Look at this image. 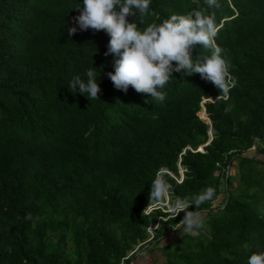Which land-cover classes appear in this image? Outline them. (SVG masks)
Returning a JSON list of instances; mask_svg holds the SVG:
<instances>
[{
    "label": "trees",
    "instance_id": "trees-1",
    "mask_svg": "<svg viewBox=\"0 0 264 264\" xmlns=\"http://www.w3.org/2000/svg\"><path fill=\"white\" fill-rule=\"evenodd\" d=\"M220 3L152 0L143 23L211 11L235 81L227 98L173 72L153 102L114 88L103 30L68 36L79 0H0V264H134L157 250L152 264H264V0ZM93 65L99 98L69 91ZM157 175L173 213L165 196L150 202ZM185 215L200 228L180 234Z\"/></svg>",
    "mask_w": 264,
    "mask_h": 264
},
{
    "label": "clouds",
    "instance_id": "clouds-1",
    "mask_svg": "<svg viewBox=\"0 0 264 264\" xmlns=\"http://www.w3.org/2000/svg\"><path fill=\"white\" fill-rule=\"evenodd\" d=\"M151 2L152 0H79V6L73 8L79 10V14L74 18L75 25L68 27V36L71 37L78 30H103L109 37L104 55H114V71H109L106 75L118 90L127 92L131 86L137 93L148 94L153 102H163L166 98L164 88L174 78L173 72L186 76L198 73L227 98L228 82L234 84L235 81L229 75L230 65L226 55L214 43L218 29L213 13L209 11L205 14L194 9L188 14H172L159 23L144 24V17L151 15ZM203 3L209 10L221 7L220 0H203ZM129 17L133 19L129 21ZM137 21L143 27H138ZM197 44L208 50L209 54L193 58L192 48ZM95 49L97 51L96 47ZM96 68L98 67L93 65L86 69L83 77L72 76L67 84L69 91L84 95L89 100L99 98L103 68L100 67L99 74L95 71ZM230 107L227 106L225 111H229ZM181 171L183 180V170ZM150 186V202L159 201L166 195L167 183L161 176L157 175ZM211 196L212 191L208 189L198 199L202 201ZM166 200L168 203L169 197ZM174 207L183 209L187 207V202L177 200ZM200 226L199 218L185 215L178 222L177 229L183 234L193 232Z\"/></svg>",
    "mask_w": 264,
    "mask_h": 264
},
{
    "label": "rangeland",
    "instance_id": "rangeland-1",
    "mask_svg": "<svg viewBox=\"0 0 264 264\" xmlns=\"http://www.w3.org/2000/svg\"><path fill=\"white\" fill-rule=\"evenodd\" d=\"M200 116H201L202 118L206 119L204 112H201ZM252 152H254V150H252ZM259 158H260L261 160H264L263 157L260 156V155H259ZM233 172L236 173V170H234ZM237 186H239V184L236 182V183H235V187H237ZM165 206H167V210H166L167 212H171V213L174 212V209H171V208H170V205H169L167 202L165 203ZM154 228H156V226H154ZM152 231H153V230H151V232H152ZM172 239H173V238H172ZM172 239L170 238V239L166 240V241L162 244V246H165L166 243L169 242V241L172 240ZM163 260H164V258H163V255H162L161 250H157V251H154V252L149 253V254H148V253L141 254V255L138 257L137 262L134 263V264H152L153 262H158V261L162 262Z\"/></svg>",
    "mask_w": 264,
    "mask_h": 264
},
{
    "label": "built area",
    "instance_id": "built-area-1",
    "mask_svg": "<svg viewBox=\"0 0 264 264\" xmlns=\"http://www.w3.org/2000/svg\"><path fill=\"white\" fill-rule=\"evenodd\" d=\"M165 172H167V171H165ZM181 173H182V171H181ZM179 183L180 182H182V179L181 180H179L178 181ZM167 190H168V186H167ZM166 198L168 199V196H167V192H166ZM153 209H155V206H153V207H150L147 211H146V213L148 214V213H150ZM163 220H166V219H163ZM155 228L152 226V227H150V232H151V230H154Z\"/></svg>",
    "mask_w": 264,
    "mask_h": 264
},
{
    "label": "water",
    "instance_id": "water-1",
    "mask_svg": "<svg viewBox=\"0 0 264 264\" xmlns=\"http://www.w3.org/2000/svg\"><path fill=\"white\" fill-rule=\"evenodd\" d=\"M200 150H202V149H200Z\"/></svg>",
    "mask_w": 264,
    "mask_h": 264
}]
</instances>
